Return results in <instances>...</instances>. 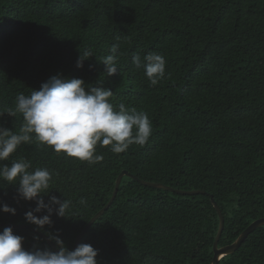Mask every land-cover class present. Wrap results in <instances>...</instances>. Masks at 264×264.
Here are the masks:
<instances>
[{
    "label": "trees",
    "instance_id": "1",
    "mask_svg": "<svg viewBox=\"0 0 264 264\" xmlns=\"http://www.w3.org/2000/svg\"><path fill=\"white\" fill-rule=\"evenodd\" d=\"M115 44L118 70L107 76L100 60ZM85 50L93 57L79 68ZM149 52L166 58V78L156 86L132 63ZM57 74L111 89L113 105L146 112L153 131L145 145L120 154L98 145L104 158L96 164L35 142L0 161L47 168L45 202L53 195L70 201L69 216L53 213V223L39 229L25 219L36 200L20 198L18 183L0 181V224L25 225L12 229L26 250H59L53 236L74 250L123 171L129 175L113 203L80 241L99 250L98 264H211L220 227L211 195L225 218L220 247L264 217V0H0V110L15 109L18 94ZM22 122L19 113L0 117L13 131ZM220 264H264V226Z\"/></svg>",
    "mask_w": 264,
    "mask_h": 264
},
{
    "label": "clouds",
    "instance_id": "2",
    "mask_svg": "<svg viewBox=\"0 0 264 264\" xmlns=\"http://www.w3.org/2000/svg\"><path fill=\"white\" fill-rule=\"evenodd\" d=\"M119 47L113 45L111 54L100 60L107 76L117 73ZM91 57L93 53L85 50L77 59V67L83 68L84 61ZM132 63L135 69H143L150 86H156L166 78L163 54L149 52L143 57L136 54ZM112 97L113 91L109 88L86 85L81 78H65L60 74L52 76L29 95L18 94L15 109L0 110V117L5 113L15 117L19 113L23 117L18 131L0 126V161L10 159L22 145L34 142L89 164L104 158L97 154L98 145L101 148L110 146L114 154H120L134 144L145 145L153 131L148 114L129 109L124 103L114 106L110 101ZM31 167L25 159H11L10 165L0 164V181L18 183L20 198L36 200V208L26 212L25 219L43 229L53 223V213L59 217L69 216L70 201H62L53 195L46 203L42 194L52 189V173L47 168L30 170ZM45 209L47 214H35ZM2 210L16 212L8 204H4ZM52 238L59 251L48 248L29 251L23 247L24 238L15 234L11 227H5L0 232V264H98L99 250L91 244L81 243L70 250L58 236Z\"/></svg>",
    "mask_w": 264,
    "mask_h": 264
},
{
    "label": "water",
    "instance_id": "3",
    "mask_svg": "<svg viewBox=\"0 0 264 264\" xmlns=\"http://www.w3.org/2000/svg\"><path fill=\"white\" fill-rule=\"evenodd\" d=\"M124 175H129V173L127 171H123L117 178L116 181V185H115V189L113 192V195L110 199V201L108 202V204L102 209L100 210L95 216L92 217V219L90 220V222L87 224V226L85 227V229L83 230L82 233H80L76 239L75 242V246L74 249L80 244L81 238L84 235V233L87 231V229L90 227V225L100 216L102 215L109 207L110 205L113 203L114 199L117 196L122 178ZM136 178V176H134ZM144 184L147 185H151L154 187H158V188H163V189H167V190H171L177 193H182V194H189V195H194V194H199V193H205V191L203 190H178L175 189L173 187L167 186L165 184L162 183H155V182H145L142 181ZM211 201L214 204L218 214H219V218H220V227H219V231L218 234L216 236L215 242H214V246H213V250H214V256H213V260L211 262V264H220V260L227 256L230 255L232 253H234L235 251H237L240 246L243 244V242L247 239V237L249 236V234L251 232H253L255 229H257L258 227L264 226V217H261L255 221H253L243 232L242 234L238 237V239L233 242L232 244L229 245H225L220 247L219 246V241L221 239V235L223 233L224 230V226H225V218L223 215V212L221 210V208L219 207L218 203L215 201L214 196L211 195ZM1 227H11V228H24L26 227L25 225H15V224H7V223H1L0 224V228ZM43 236H45L46 240L50 243V245L55 248V244L54 242L46 235L42 234ZM57 251H59L58 249H56Z\"/></svg>",
    "mask_w": 264,
    "mask_h": 264
}]
</instances>
